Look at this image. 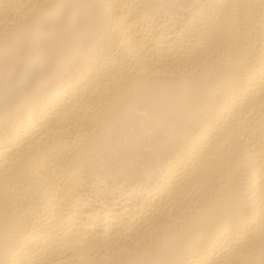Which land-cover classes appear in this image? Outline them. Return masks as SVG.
Returning <instances> with one entry per match:
<instances>
[{"label": "bare ground", "instance_id": "1", "mask_svg": "<svg viewBox=\"0 0 264 264\" xmlns=\"http://www.w3.org/2000/svg\"><path fill=\"white\" fill-rule=\"evenodd\" d=\"M0 264H264V0H0Z\"/></svg>", "mask_w": 264, "mask_h": 264}]
</instances>
